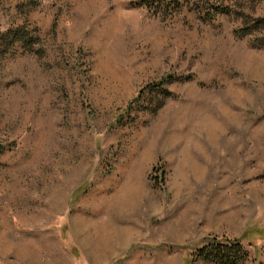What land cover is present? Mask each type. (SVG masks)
Segmentation results:
<instances>
[{"label": "rangeland", "instance_id": "obj_1", "mask_svg": "<svg viewBox=\"0 0 264 264\" xmlns=\"http://www.w3.org/2000/svg\"><path fill=\"white\" fill-rule=\"evenodd\" d=\"M146 1L0 0V264H264V0Z\"/></svg>", "mask_w": 264, "mask_h": 264}, {"label": "trees", "instance_id": "obj_2", "mask_svg": "<svg viewBox=\"0 0 264 264\" xmlns=\"http://www.w3.org/2000/svg\"><path fill=\"white\" fill-rule=\"evenodd\" d=\"M137 5L141 6L146 4V0H141ZM218 4L216 8L219 13H225L227 10L222 8L224 0H214ZM214 3V5H216ZM147 5V4H146ZM217 6V5H216ZM215 6V7H216ZM221 7V8H219ZM259 22H264V19L258 20ZM247 33V32H246ZM15 41H21L22 38L14 34ZM3 150L0 146V152ZM242 242L240 240H235L233 242H219L210 240L205 244L197 247L194 252V256L202 261H206L211 264H245L247 261L248 254L242 247Z\"/></svg>", "mask_w": 264, "mask_h": 264}]
</instances>
